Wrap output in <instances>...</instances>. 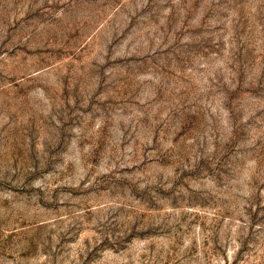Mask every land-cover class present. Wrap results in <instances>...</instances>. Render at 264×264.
Masks as SVG:
<instances>
[{
	"label": "rangeland",
	"instance_id": "374dc122",
	"mask_svg": "<svg viewBox=\"0 0 264 264\" xmlns=\"http://www.w3.org/2000/svg\"><path fill=\"white\" fill-rule=\"evenodd\" d=\"M0 264H264V0H0Z\"/></svg>",
	"mask_w": 264,
	"mask_h": 264
}]
</instances>
